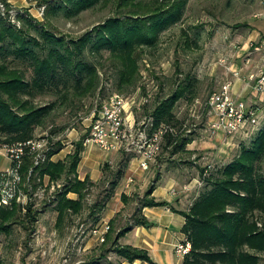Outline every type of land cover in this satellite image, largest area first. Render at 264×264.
Listing matches in <instances>:
<instances>
[{
	"label": "trees",
	"instance_id": "16d2710c",
	"mask_svg": "<svg viewBox=\"0 0 264 264\" xmlns=\"http://www.w3.org/2000/svg\"><path fill=\"white\" fill-rule=\"evenodd\" d=\"M35 1L39 6H45V14H61L67 20L110 2ZM151 1L116 0L113 16L80 37L66 41L44 28L35 29L38 37H28L16 23L26 22L23 15L19 12L12 15L10 5L0 0V146L36 138L37 128L46 123L59 104L69 105L73 100L80 101L94 94V103L99 107L111 93L128 97L137 88L140 90L141 85L136 86V83L140 76L139 66L144 49L155 48L160 32L181 20L188 2ZM86 53L95 62L87 60ZM104 54H107V60L114 68V90L110 89L106 81L100 84L98 66L102 67L100 61ZM178 75L179 72L174 75L173 89L165 97L158 94L160 86H154L157 93L151 111L145 110V114L148 113L146 117H150L152 123L149 132L162 124L175 130V134L166 133L163 136L161 151L153 164L159 162L163 148L170 149L171 154L182 152L195 135L194 131L184 132L186 117L179 119L175 109L181 100L192 104L198 99L195 87L197 80L190 74L184 77ZM160 79L155 76L159 84L162 82ZM145 88L140 96L147 95ZM130 89L132 91L129 92ZM42 97H52V100L41 105L37 99ZM148 101L149 98L144 100L142 110L149 108ZM41 133L48 134L51 141L55 137L52 127ZM85 137L87 133L79 137L72 151L62 160H52L63 148L60 139L54 144L50 142L44 161L36 166L32 154L22 157L21 188L29 196L38 188L44 189L42 202L55 211L56 227H60L68 216L82 212L85 195L96 184L88 176L82 180L77 176ZM118 154L116 167L111 170L102 195L89 207L90 227L83 230L81 224L78 228L82 235L87 232L91 238H94L91 236L92 229H100L106 223L108 230L102 242L94 238V246L88 250L80 264H121L135 260L156 264L146 249L120 244L118 241L133 227L148 224L142 213L143 208H171L167 202L152 197L155 184L160 178L157 171L142 196L137 193L128 195L130 191L122 192L120 200L123 207L112 219L102 221L107 203L115 195L129 161L135 156L124 150H119ZM263 160L264 128H261L250 145L242 146L239 155L218 169L217 173H211L209 165L200 171L198 194L186 210L177 211L184 217L180 231L190 245L179 264L260 263L261 255L264 254V174L260 173L258 167ZM104 168L108 169L106 163ZM51 184H58L59 187L50 192ZM68 194H75V198ZM35 204L30 200L24 212L15 203L8 208H0V234L9 235L11 226L15 224L32 231L40 212ZM128 208L131 209L130 215H127Z\"/></svg>",
	"mask_w": 264,
	"mask_h": 264
},
{
	"label": "rangeland",
	"instance_id": "374dc122",
	"mask_svg": "<svg viewBox=\"0 0 264 264\" xmlns=\"http://www.w3.org/2000/svg\"><path fill=\"white\" fill-rule=\"evenodd\" d=\"M4 1L10 5L12 15L15 12L23 15L26 22L16 21V23L19 24V27L23 29L28 37H38L39 34L36 30L44 28L50 33L69 41L80 37L95 25L113 16L116 0H110L106 5H97L69 20L63 18L61 14L57 16H51L49 13L45 14V6H39L35 0ZM151 2L154 3V0ZM47 11H49L48 8ZM262 15H264V0H188L181 20L160 32L155 48L144 49L139 66L140 76L136 83V86L141 85V89L138 90L137 88L132 95L125 99L127 113L130 112L135 120L142 121L148 114H145V110L149 109L147 112L151 111L150 108L156 97L157 89L154 86L156 84L160 86L158 93H161L160 97L169 95L173 89L174 75L177 72L180 74L179 77L190 74L196 78L197 100L200 103L213 92H217L229 79V75L220 60L226 58L228 62L230 60L239 62L240 58L232 57L235 54L232 49L233 44L242 45L249 39L253 41L263 39L250 38V29L246 24L258 21ZM244 23L247 26H242ZM186 40L187 44L185 43ZM85 57L87 60L95 62V59L88 53ZM259 59L260 56L258 55ZM100 63L102 65V67L98 66L101 74L100 84L103 85L106 81L110 89L114 90L115 72L110 61L107 60V54L103 55ZM253 69L255 70V68ZM155 76L161 78L162 82L160 84L155 81ZM143 87H146V96H140L141 93H144ZM147 97L149 98L147 102L149 108L146 107L142 110L141 105L145 99H148ZM95 98L96 96L93 94L80 101L73 100L69 105L59 104L46 123L37 128V136L43 134L41 132L48 127L54 128L55 137L52 141L49 138V141L54 144L60 139L63 146L59 151L60 153L58 152L59 157L62 158L58 160L64 159L72 151L74 143L82 134L87 133L88 135L92 112L98 108L97 104L94 103ZM51 100L52 97H42L38 98L37 102L44 105ZM193 103L179 101L175 109L176 116L179 119L188 118L187 125L189 123L193 126L196 124L193 139L205 143L206 148L196 152L193 151L194 158L190 156L191 153L189 154L186 151L171 154L170 149L163 148V152L158 158L159 162H157L166 164L163 170L165 172L175 166L185 168L187 172L179 178L181 183L188 182L191 178L199 181L200 171L208 167L207 165L211 166L209 170L211 173H217L218 169L239 155L242 146L250 145L259 129L264 128L263 112L259 124L255 127L246 124L239 132L228 135L233 136L229 137L230 144L226 145L222 140L216 146L210 145L211 143L207 142L208 139L214 138L216 135L205 130L204 115L200 117L201 120L196 118L199 107L197 105L194 108ZM193 126H191V130ZM218 135L221 136L222 133L219 132ZM222 136L224 137V135ZM225 136V138H228L227 135ZM203 152L207 153L204 154ZM118 156L119 154H109L101 158L99 165H96V171L100 173V176L95 181L96 184L92 185L89 192L86 193L82 212L79 215L68 216L60 227L55 225L56 213L52 207L46 206L42 202L43 199L40 201H33L32 199L31 201L36 203L35 208L40 211L33 230H26L21 225L15 224L11 226L9 235L0 234L2 264H80L95 242L90 240L91 237L87 232L82 235L78 228L81 224H83V230L90 227L89 207L102 195V189L106 186L110 172L116 167ZM54 159L53 157L52 160ZM105 163L108 165V169L104 168ZM8 165L9 161L0 153V169ZM258 168L260 173L264 174V160ZM153 169L150 175H145L138 185H133V190V186L131 187L128 195L131 193H137L139 196L143 195L155 177L156 168L153 167ZM82 171L84 172L85 169L80 170V173ZM171 171L173 172L174 169ZM125 174L119 181L113 197L119 195L122 190L126 178ZM68 195L73 197V195ZM130 210L127 209V215H130ZM85 246L88 248L85 249ZM261 259L264 263V254L261 255Z\"/></svg>",
	"mask_w": 264,
	"mask_h": 264
},
{
	"label": "built area",
	"instance_id": "2783aa9c",
	"mask_svg": "<svg viewBox=\"0 0 264 264\" xmlns=\"http://www.w3.org/2000/svg\"><path fill=\"white\" fill-rule=\"evenodd\" d=\"M243 45L246 46L242 59L243 66L250 63L252 53L256 52L260 56L255 70L245 80L246 86L253 93L254 101L248 104L233 92L234 81L242 79L243 66L233 68V60L228 62L226 58H222L220 62L226 69L229 79L203 103L198 100L193 103L194 108L197 105L199 107L196 118L201 120L200 117L204 115L206 126L204 127L210 134L216 135L220 132L228 136L239 132L246 124L255 127L259 124L260 116L264 112V39L247 41L242 45L233 44L232 49L235 54L232 57L235 58L236 52L238 53ZM126 98L120 94L111 93L102 101L101 105L92 112L90 130L83 145L92 143L104 153L119 150L133 153L135 156L130 161L135 160L141 171H147L161 151L163 136L166 133L175 134V130L162 124L149 132V127L152 125L151 118L145 116L142 121L135 120L130 112L127 113ZM187 120L188 118L183 126L184 132H195L196 124L187 125ZM191 126H193L192 130ZM49 144L48 134L43 133L25 142L0 146V153L9 161L7 167L0 169V208H8L15 203L20 205L24 212L30 200L43 198V188H38L31 196L22 190L20 167L22 157L26 154L33 155L35 166L42 163ZM133 183L134 179L128 177L122 192L130 191ZM197 185L200 186L198 180ZM58 187V184L56 186L51 184L49 190L51 192ZM107 230L108 226L105 223L100 229H92L91 236L102 242ZM189 248V243L183 240L174 245L173 252L181 258L189 251Z\"/></svg>",
	"mask_w": 264,
	"mask_h": 264
},
{
	"label": "crops",
	"instance_id": "0c3cea01",
	"mask_svg": "<svg viewBox=\"0 0 264 264\" xmlns=\"http://www.w3.org/2000/svg\"><path fill=\"white\" fill-rule=\"evenodd\" d=\"M250 32V38H263L264 39V15L258 20L251 23H247ZM248 39V38H247ZM252 41V40H247ZM246 41V42H247ZM246 46L243 45V48L237 53L235 57L238 61H233V68L241 67L243 54L245 52ZM258 62V54L256 52L252 53L250 63L247 66H243L241 71V78L234 81L233 92L237 93L246 103L251 104L254 101L253 93L246 86L245 80L247 76L254 70L255 65ZM236 64V65H235ZM237 67V68H238ZM253 69V70H251ZM220 135V134H219ZM216 136L214 138H209L207 141L211 143L210 145L216 146L220 141H224L226 145L230 144L229 137L225 138L221 136ZM223 143V145H224ZM230 146V145H229ZM206 148L205 143L193 139L191 142L187 143L183 148V151L191 153V157L194 158L195 155L192 154L193 151H199ZM60 153V152H59ZM59 153L53 157L58 160L62 157H59ZM206 154L207 152H203ZM202 153V154H203ZM118 155L115 151L110 153H104L96 145L89 143L84 145V150L81 154V160L77 167V176L80 180L84 179L85 176H88L92 181H96L100 173L96 171L97 166L100 163L101 158L106 155ZM204 158V157H203ZM54 159V160H55ZM196 159V158H195ZM202 159V158H201ZM97 165V166H96ZM155 165V166H154ZM156 168L157 173L160 174V178L155 184V188L152 192V197L156 200L165 201L169 206L164 207H145L142 209L144 217L147 219L148 224L144 226H135L127 233L124 234L119 239L120 244H128L134 247L146 249L151 257V259L156 264H179L182 257H177L173 252V247L179 241L185 240L184 234L180 231V228L184 224V217L177 211L186 210L199 191V186L197 185V180L191 178L188 182H180V177L182 174L186 173L185 168L182 169V166H175L172 172L169 169L168 171H163L166 167L165 163H155L150 166L149 170L141 171L138 168L137 162L135 160L129 161L126 171H125V181L128 177L134 179L133 185H138L141 180L144 179L145 175H150V173ZM85 169V171L80 173V170ZM155 171V172H156ZM154 172V173H155ZM125 183V182H124ZM122 185V188L124 186ZM130 186V190L131 187ZM132 187V190L134 188ZM172 191V192H171ZM122 190L119 192V195L113 197L106 205L102 213V221L107 222L112 219L115 214L123 207V204L120 200V195ZM71 198H75V194ZM69 196V195H68ZM70 197V196H69ZM94 241V238H90ZM88 248L85 246V249ZM121 264H148L144 261L135 260L132 263L122 262ZM259 264L262 263V259Z\"/></svg>",
	"mask_w": 264,
	"mask_h": 264
}]
</instances>
